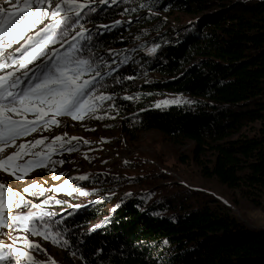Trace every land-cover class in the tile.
<instances>
[{
  "label": "trees",
  "instance_id": "1",
  "mask_svg": "<svg viewBox=\"0 0 264 264\" xmlns=\"http://www.w3.org/2000/svg\"><path fill=\"white\" fill-rule=\"evenodd\" d=\"M161 2L185 14H204L184 26L176 42L154 40L152 66L168 78L145 87L188 95L194 102L140 108L137 127L193 141L196 158L211 156L202 167L205 176L239 190L264 211V0ZM208 7L212 10L205 12ZM124 10L102 7L89 13L86 23L115 20ZM125 33L120 25L94 35V52L126 46ZM135 75L132 66L121 65L113 73L120 83L106 78V91H127ZM197 195V204L182 205L183 212L169 216L157 213L175 208L168 200L147 205L140 196H127L102 217L111 198H101L73 208L58 230L69 242L66 248L85 264H264V227H250L210 193Z\"/></svg>",
  "mask_w": 264,
  "mask_h": 264
},
{
  "label": "snow or ice",
  "instance_id": "2",
  "mask_svg": "<svg viewBox=\"0 0 264 264\" xmlns=\"http://www.w3.org/2000/svg\"><path fill=\"white\" fill-rule=\"evenodd\" d=\"M97 2L107 5L117 0H0V170L17 180L23 181L36 168L48 167L54 171L55 166L64 161L52 159L53 155L78 150L81 141L89 143L79 137H68L67 133L51 140L41 136L27 141L26 137L59 127L60 117L81 121L104 119L108 112L116 109V97L107 94L105 80L111 77L120 83L113 73L118 71L117 58L121 53L109 50L115 57L109 62L94 52L93 36L103 35L122 22L86 28V18L96 11ZM129 11L137 9L126 8L121 15ZM17 44L19 46L14 47ZM157 47L148 49L149 54H154ZM129 59L124 57L119 63H127ZM135 98L138 99L139 94ZM105 102H111L107 108ZM190 103L176 97L158 101L154 107ZM101 110L104 115H97ZM10 147L16 150L3 155ZM88 178V175L71 177L49 189L34 182L25 187L23 193L34 198L51 191L89 195L72 186V180ZM53 179L59 180L60 176ZM24 194L0 183V229L9 230L0 235L11 240V243L0 241V264H42L31 253L46 250L30 240L29 235L40 236L57 246H69L58 230L61 223L56 218L58 214L49 210L50 206L65 202L48 196L34 203Z\"/></svg>",
  "mask_w": 264,
  "mask_h": 264
},
{
  "label": "rangeland",
  "instance_id": "3",
  "mask_svg": "<svg viewBox=\"0 0 264 264\" xmlns=\"http://www.w3.org/2000/svg\"><path fill=\"white\" fill-rule=\"evenodd\" d=\"M161 3V0H117L116 3L110 2L107 5L99 2L94 5L96 11L113 5L119 7L123 5L125 9H137L115 20L85 24V27L89 29H95L101 24L110 25L115 21H121V25L125 26V37L128 44L110 46L98 51V54L110 62L115 57L109 54V50L121 53L117 58L118 68L123 65L119 63V60L130 57L127 64H124L127 67L132 66V69L136 71L131 88L127 91L115 92L113 91L115 88L112 87V90L106 91L107 94L116 97V109L108 112L104 119L85 118L81 121L72 120L67 116L60 117L59 127H52L50 131L34 133L25 138L31 141L45 136L51 140L56 135L67 133L68 137H79L89 142L85 144L81 141L78 150L63 151L53 155L52 159L64 161L63 164H57L54 171L49 170L48 167L36 168L23 181H20L10 173L0 170V183L24 194L23 189L34 182L49 189L62 184L71 177L88 175L89 178L84 181L72 180V186L79 187L90 193L89 195L78 193L69 195L67 192L51 191L46 192L43 197L34 198L24 194L34 203H40L48 196L64 201L65 203L61 205L51 207L52 212H66L65 215L57 218L61 223L71 215L70 211L73 208H77L75 206L89 205L105 197L111 198V201L103 209L102 217L111 213L119 199L127 196H140L147 205L159 204L168 200V204H172L175 208H167L157 213L169 216L176 212H183L182 205L197 204L200 200L197 194L210 193L219 198L250 227H264L262 208L255 207L241 195L239 190L229 188L216 177L203 174L202 167L208 164L211 156L205 154L196 158L193 141L170 137L158 130H140L137 127L134 116L140 108L154 107L158 101L176 97L194 102V99L188 95L163 89L150 90L145 87L148 83L168 78L152 66L156 52L149 54L148 49L157 46L154 40L162 38L169 42H176L178 32L204 14V12L185 14L172 9L169 4ZM141 5L145 6L141 7ZM211 10L212 7H208L205 12ZM18 46V44L14 45V47ZM137 94H139L138 99L135 98ZM126 96L134 97V99H126L128 100L126 105L119 103V100ZM109 103L111 102H105V108ZM97 115H104V110L98 112ZM20 142L17 141V143ZM73 143L77 142L73 141ZM15 150L10 147L3 155L6 156ZM53 176H60V179H53ZM100 222L101 219L95 221L88 230L90 231ZM59 226L63 227L61 224ZM3 231L9 230L0 229V232ZM15 234L17 233H13ZM28 238L46 250L31 253L42 264H53V262L54 264H85L83 257L75 251L57 246L40 236L29 235ZM0 241L11 243L6 235H0Z\"/></svg>",
  "mask_w": 264,
  "mask_h": 264
},
{
  "label": "bare ground",
  "instance_id": "4",
  "mask_svg": "<svg viewBox=\"0 0 264 264\" xmlns=\"http://www.w3.org/2000/svg\"><path fill=\"white\" fill-rule=\"evenodd\" d=\"M50 211H52V209H50Z\"/></svg>",
  "mask_w": 264,
  "mask_h": 264
}]
</instances>
